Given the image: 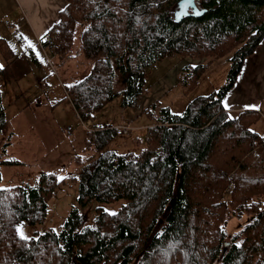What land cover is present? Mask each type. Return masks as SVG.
Wrapping results in <instances>:
<instances>
[{
    "label": "trees",
    "instance_id": "16d2710c",
    "mask_svg": "<svg viewBox=\"0 0 264 264\" xmlns=\"http://www.w3.org/2000/svg\"><path fill=\"white\" fill-rule=\"evenodd\" d=\"M180 1L65 0L47 38L60 46H52L56 57L80 30V70L62 83L82 123L119 97L136 109L147 92L145 70L162 59L199 61L179 75L185 95L221 59L230 70L221 88L193 98L181 114L152 104L155 126L138 153L107 149L115 128L88 132L86 148L97 157L77 167V203L121 201L114 215L97 208L83 226L74 208L59 232L22 239L19 225L43 223L63 180L41 174L32 186L0 188V264H264V137L251 129L263 109L231 114L223 106L264 40V0H194L205 13L189 10L177 21ZM0 55V76L9 80L16 57L1 39ZM7 126L0 92V135ZM244 218L229 238L230 220Z\"/></svg>",
    "mask_w": 264,
    "mask_h": 264
},
{
    "label": "rangeland",
    "instance_id": "374dc122",
    "mask_svg": "<svg viewBox=\"0 0 264 264\" xmlns=\"http://www.w3.org/2000/svg\"><path fill=\"white\" fill-rule=\"evenodd\" d=\"M79 33L80 30L77 29L74 45L70 52L72 59L69 61V65L75 70H80L77 69L81 56ZM9 46L18 59L21 49ZM35 58L40 66L37 63L34 64V74L30 76L13 74L9 80L0 76L1 101L8 121L7 128L0 135V188L32 186L41 174H53L57 179L63 180L47 203V214L43 223L34 226L19 225L18 233L22 229L24 236L28 239L48 230L59 232L74 208L84 217L83 226L92 224L97 208H101L109 214L119 210L121 201L105 204L93 200L85 207L78 206L77 175L79 168L77 167L86 165L97 157L95 149L86 148L91 140V138L88 139V131L106 126L114 128L113 126L124 123L126 125L120 127L128 125L130 135L116 136L107 149L116 150L121 154L138 153L145 145L144 136L140 140L142 143L139 146L132 143L134 138L141 137L140 134L139 136L134 133V138L131 139L133 127L130 126L133 125L134 113L138 110L139 105L136 109L123 108L121 106L122 99L119 97L95 114L94 119L82 123L71 103L62 93L57 77L49 67L47 58H53L51 53L49 51L45 54L40 52L35 54ZM190 62L191 60L188 58L170 57L148 67L145 70L147 92L143 95L145 97L141 102L142 107L148 101L153 100L161 103V107H167L172 113L181 114L183 107L191 101L188 100L190 96L194 94L207 96L225 84L230 64L224 58L216 63L217 69L216 65L211 67L212 71L189 95L181 94V88L176 81L186 66L191 64ZM194 62L198 63L199 61ZM30 63L32 64L31 61ZM0 65L3 66L4 62L0 61ZM85 68L88 71L89 62L86 63ZM58 77L60 82H63V79L66 78L65 72L59 71ZM38 79L47 80L48 85L55 91L52 96H47L41 91L42 88L36 83ZM116 79V88H120V78ZM167 87L172 91L165 90ZM196 90L198 91L194 93ZM261 123L264 124V116L251 129L257 131V126ZM67 127L72 128L71 135L60 131ZM3 162H15L16 164L5 165ZM246 221L247 218L231 219L227 226L229 238L239 231Z\"/></svg>",
    "mask_w": 264,
    "mask_h": 264
},
{
    "label": "crops",
    "instance_id": "0c3cea01",
    "mask_svg": "<svg viewBox=\"0 0 264 264\" xmlns=\"http://www.w3.org/2000/svg\"><path fill=\"white\" fill-rule=\"evenodd\" d=\"M65 6H66L65 0H0V39L3 40L8 45L9 48H10L9 45H12V47L14 46L16 48L21 49L20 57H18V59L16 58L17 60H15V62L11 65L12 74L17 76L20 75L30 76L34 74V64L37 63V65L40 66V64H38L37 58H35V54H39L40 52L45 54L47 51H49V53H51L53 58L52 59L47 58V62L49 63V67L52 73L57 77L58 85L60 86L61 91H63L62 93L64 95H66L63 87L64 85L62 82H60V79L58 77V72L59 71L65 72L67 77L72 71V69H74L72 66L69 65V61L70 59H72V55L70 54V52L74 43L68 51L59 52V54H57L56 57L54 56L53 53V47L52 46L43 47L42 43L45 42L48 32L59 21V13L65 8ZM6 22L9 23L10 27H8L5 24ZM13 55L15 56L16 54L13 53ZM0 61H3L5 65V61L3 60L1 55H0ZM30 61L32 62V64L30 63ZM190 63L192 65L197 64L193 60H191ZM80 66H81V62L78 63L77 68H80ZM217 67L218 66L216 65V69ZM211 71L212 69H210V71L207 74H209ZM207 74L204 76L203 79L206 78ZM36 83L40 88H42L41 91L45 95L52 96L54 94L55 91L53 88H51L48 85L47 80L38 79L36 80ZM176 83L178 85V80L176 81ZM167 89L172 91L171 89H169V87H167L165 90ZM197 89L199 90V88ZM198 90L194 91V93H196ZM47 91H49V93H46ZM181 94L185 95L182 92V90H181ZM197 96H202V95L194 94L190 96L188 100L190 101ZM144 97L145 96L142 97L139 103L138 110H136L134 113L135 118L132 121L133 125L130 126L131 128L133 127L132 136H131L132 140L134 138L133 137L134 133L135 135H139V134L141 135V137H139L138 139L134 138L133 141L131 140L132 143L135 144L136 146H139L142 143L140 140L142 139L143 136H144L143 138L144 140H146L149 137L151 133V128L155 126V122L149 119V117L147 116V112L150 106L156 102L150 100L144 107H142L141 102ZM263 101H264V40L257 47L254 54L245 60L241 72L238 76L237 82L232 87V89L226 94L223 100V106L225 108V102H226L228 105V107L225 108L226 111H228L231 114H236L238 112H242L246 110L256 111L259 109H263L264 108ZM159 105L161 107V103H159ZM186 106L187 105H185V107L183 108L185 109ZM161 108H165V107H161ZM121 125H126V124L121 123L113 127L115 128ZM108 127L110 126L99 127V128H108ZM256 132L264 137L263 123L257 126ZM128 134H124V135H128Z\"/></svg>",
    "mask_w": 264,
    "mask_h": 264
},
{
    "label": "water",
    "instance_id": "95a60500",
    "mask_svg": "<svg viewBox=\"0 0 264 264\" xmlns=\"http://www.w3.org/2000/svg\"><path fill=\"white\" fill-rule=\"evenodd\" d=\"M251 1H261V0H251ZM189 10L192 11V14L195 17H200L205 13V11H200L195 7L194 0H181L178 4V11L175 13L174 16L175 19L177 21H180L182 18L187 16Z\"/></svg>",
    "mask_w": 264,
    "mask_h": 264
},
{
    "label": "built area",
    "instance_id": "2783aa9c",
    "mask_svg": "<svg viewBox=\"0 0 264 264\" xmlns=\"http://www.w3.org/2000/svg\"><path fill=\"white\" fill-rule=\"evenodd\" d=\"M5 24L8 27H10L9 23L6 22ZM43 43H45L46 46H53V47L55 46L57 49L60 47L58 44L55 45V43L53 42V40L51 38H47L45 40V42H43ZM43 43H42V46L46 47ZM46 93H49V91H47ZM263 111H264V108H263L262 113H261L262 116H264V112ZM115 130H116L117 136H121V135L129 133V127H127V126H123V127L119 126V127L115 128ZM60 131L65 133V134H67V135H71L72 128L71 127H67L66 129H60Z\"/></svg>",
    "mask_w": 264,
    "mask_h": 264
},
{
    "label": "snow or ice",
    "instance_id": "6c2138e0",
    "mask_svg": "<svg viewBox=\"0 0 264 264\" xmlns=\"http://www.w3.org/2000/svg\"><path fill=\"white\" fill-rule=\"evenodd\" d=\"M197 14H199V13H197ZM0 67H2V65H0ZM227 107H228V105H227V103L225 102V108H227ZM114 214H115V213H113V215H114ZM19 235L21 236L22 239H28V237L24 236V233H23L22 229L19 230Z\"/></svg>",
    "mask_w": 264,
    "mask_h": 264
}]
</instances>
